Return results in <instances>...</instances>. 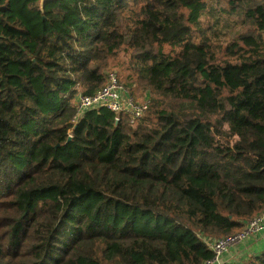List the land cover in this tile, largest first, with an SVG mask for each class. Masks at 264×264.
<instances>
[{"label":"trees","instance_id":"1","mask_svg":"<svg viewBox=\"0 0 264 264\" xmlns=\"http://www.w3.org/2000/svg\"><path fill=\"white\" fill-rule=\"evenodd\" d=\"M120 52L147 113L76 118ZM263 210L264 0H0V264H203Z\"/></svg>","mask_w":264,"mask_h":264},{"label":"built area","instance_id":"2","mask_svg":"<svg viewBox=\"0 0 264 264\" xmlns=\"http://www.w3.org/2000/svg\"><path fill=\"white\" fill-rule=\"evenodd\" d=\"M75 105L76 118H80L87 111L104 108L114 115L115 122L119 117H124L129 124L139 121L149 109L148 99L138 102L126 95L125 89L119 83L117 74L114 72L107 74L104 86L92 95H77ZM263 230L264 210L257 217L248 221L242 231L207 242L213 257L203 264H223L221 257L224 253Z\"/></svg>","mask_w":264,"mask_h":264},{"label":"rangeland","instance_id":"3","mask_svg":"<svg viewBox=\"0 0 264 264\" xmlns=\"http://www.w3.org/2000/svg\"><path fill=\"white\" fill-rule=\"evenodd\" d=\"M219 6L216 7V11H219L218 8L222 6V4H218ZM202 23L207 24L209 22V19L203 18ZM223 20V19H222ZM225 20H223L224 22ZM225 23V22H224ZM237 28L232 27H225L222 26L219 28V31L221 32L220 37L217 38L218 41L224 40L225 35L227 36V39L232 37L235 32H238V34L243 33L246 31V27H242L240 25H236ZM237 30V31H236ZM129 58L128 55L120 52L115 58L110 59L107 61L106 68L104 69V75L107 76L110 72H114L117 74L120 82L123 85V88L125 89L126 95L132 97L134 100L141 102L144 99H148V93L145 92H138V89L136 88L134 77L130 69L128 68ZM81 92H79L80 94ZM78 94V95H79Z\"/></svg>","mask_w":264,"mask_h":264},{"label":"crops","instance_id":"4","mask_svg":"<svg viewBox=\"0 0 264 264\" xmlns=\"http://www.w3.org/2000/svg\"><path fill=\"white\" fill-rule=\"evenodd\" d=\"M264 249V230L250 236L244 243L231 248L222 255L223 264H241L250 256L259 254Z\"/></svg>","mask_w":264,"mask_h":264}]
</instances>
